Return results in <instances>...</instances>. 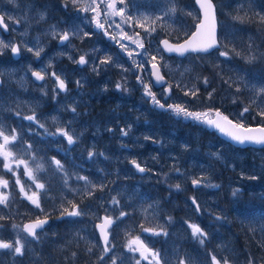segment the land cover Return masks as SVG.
Instances as JSON below:
<instances>
[{"label":"rangeland","instance_id":"1","mask_svg":"<svg viewBox=\"0 0 264 264\" xmlns=\"http://www.w3.org/2000/svg\"><path fill=\"white\" fill-rule=\"evenodd\" d=\"M108 2L101 3L100 17L109 33L106 36L104 30L96 29L94 22L89 23L94 13L80 11V5H73L71 0H0V13L10 30L6 35L0 29V40L21 44L22 53L20 60L12 58L10 49L0 55V130L10 135L15 129L17 140L8 145V150L27 160L38 182L45 185L43 190L36 189L24 175L23 166L20 167L18 175L25 190L29 194L39 192L44 210L41 212L19 192L10 173L15 185L11 186L9 180V187L0 188V192L11 200V188L16 187L23 206L15 210L19 215L15 223L0 227V240L15 245L19 235L24 251L40 247L42 253L43 245L50 241L53 252L44 255L42 264H54L57 256L75 246H81L84 254L95 258L92 264H112V258L116 264H136L138 259L140 264H154L151 256L144 260L139 252L128 250L129 240L136 236L152 251L160 253L162 264H180V261L212 264V256L221 264L225 258L229 264H248L249 259L259 264L252 253L244 257L238 252L232 230L236 224L247 227L251 242L264 251V222H259L264 216L258 214L261 212L258 207L250 212L255 204L264 206V147L236 148L217 133L208 131L204 123L155 107L144 96L136 77L140 75L145 84H151V90L166 107L181 104L189 111L201 113L219 110L245 127L264 126V117L259 115L264 111V0H214L217 12L222 14L218 32L221 50L185 58L166 55L160 41L166 38L178 43L194 30L200 20L194 0H124V4L115 0L118 9L127 5L125 16L132 17L131 27L122 23L119 16H105ZM172 8L174 13L170 11ZM137 22L145 27H138ZM116 24L129 36L139 33L137 39L143 42L144 49L121 39ZM152 27L156 29L154 32L145 31ZM76 28L90 35L71 36L60 46L59 38L50 34L53 29L62 33ZM110 36H116L119 43ZM37 42L44 48L39 59L23 46L34 47ZM120 43L135 50L132 59L120 48ZM137 51L156 56L155 63L167 84L172 85L167 99L164 88H155L151 82L150 64L145 63L143 70H139L132 63L133 59L137 63L145 59L143 55L136 56ZM221 51H227L228 56H220ZM81 55H85L88 63L79 68L74 61ZM105 56H110L111 62L94 71L95 62ZM49 64L51 67L47 68ZM41 66L64 79L67 91H59L54 78L47 75L42 85L33 82L31 71L40 70ZM125 68L127 72L123 71ZM76 81H80L79 86ZM118 82L124 84L126 91L116 89ZM70 84L74 87L69 88ZM196 89H199L196 96L184 94ZM96 97H104L107 102L99 116L92 114L90 108L91 100ZM73 107L75 113L70 111ZM245 107L249 112L241 120L239 113ZM33 114L36 121L44 124L43 129L23 118ZM112 123H117L116 131H111ZM67 125L76 140L73 145H68L62 136L45 133V129L55 132L57 127ZM121 129L128 131V135L122 137ZM114 140L117 144L111 145ZM27 145H31L30 150ZM89 151L95 153L91 159ZM53 158L61 162L64 172L56 170L51 163ZM131 160L140 163L147 175L136 174L130 167ZM38 165L42 166L41 170L37 169ZM0 168L8 172L3 168V157ZM78 176L87 177L97 187L86 188ZM201 178V186L193 188L192 180ZM176 184L180 185L179 190ZM233 190H238L236 196L232 195ZM111 197L119 200L118 206L111 204ZM192 197L199 205L200 214L192 205ZM69 201L79 205L83 215L61 217L64 208L72 210ZM120 210L129 215L114 224L109 243L112 251L105 256L96 223L103 215L115 218ZM45 214L53 218L52 224L38 234V240L28 242L30 239L21 231L22 225ZM189 224H197L207 233L203 245L191 236ZM141 225L163 228L168 235L145 233ZM0 254L11 260L16 255L9 249H0Z\"/></svg>","mask_w":264,"mask_h":264},{"label":"snow or ice","instance_id":"2","mask_svg":"<svg viewBox=\"0 0 264 264\" xmlns=\"http://www.w3.org/2000/svg\"><path fill=\"white\" fill-rule=\"evenodd\" d=\"M121 4H124V0H119ZM207 2V7H205V0H197V3L200 4L201 8L204 9V21H202L198 27L196 32L191 36V38L183 44H176V45H171L169 44V41L167 39L163 40L161 43L163 45V49L167 52H177L183 55L186 52H208L210 49L216 47H220V42L216 39V26L213 23L210 27H208L207 31V38L202 40L198 44H194L193 41H196L198 37L201 36V29H205L207 24L206 22L209 19V10H214L213 5L211 4V0H206ZM71 3L73 5H80V11L82 12H91L94 13L93 16L89 18V23L94 22L96 29H101L104 30V34L106 36L109 35L107 30L105 29L104 23H101L100 17H101V3H104V0H100V3H97V0H91V3H87V0H71ZM67 7V3L64 5ZM127 5H124V7L117 8L116 7V2L115 0H110V2L105 4V16L107 18H111L114 16H119L121 17V22L124 24H127L129 27L132 26V17L125 16V8ZM172 13L175 12V8H172L170 10ZM11 19V18H9ZM41 19H43V16H41ZM159 19V17L157 18ZM107 22V19L105 20ZM16 23H19L16 21ZM0 26L4 30L7 29V24L4 23V16L0 15ZM111 27V25H109ZM116 28L120 29V34H121V39H127L131 41L132 44L136 45L138 49L143 50L144 49V44L141 40L137 39L139 37V33H135L134 36H129L127 33L123 32V29L121 28L120 24L115 25ZM137 26L144 28L143 23L137 22ZM156 29L155 27H152L150 30L145 28L146 32H154ZM53 38H59V41L61 44H64V42L69 41L71 36H84L87 37L90 35L88 32H83L81 29L76 28L73 29L71 32L69 31H64L62 33H59L53 29V31L50 33ZM110 39L116 41L119 43L118 40H116V36H110ZM25 50L33 53V55L39 59L41 57V53L44 51V48L42 46H39V43L37 42L34 47H28L26 44L23 45ZM120 48L127 54V56L132 59L133 54L135 50H129L128 45L126 44H119ZM5 49H10L11 53L15 56H18L21 52V44L9 42L5 43L3 40H0V55L3 54V51ZM136 56H141L145 57V59H142L139 63L135 59L132 60V63L135 65V67L139 70H143V66L145 63H149L151 65L150 68V75L154 77V80L152 83H154L157 87H161L165 85V79L164 77L160 74L158 70V64L155 63L156 61V56H150L148 55L147 52H135ZM220 56L227 57L228 52L227 51H221L219 53ZM111 57L110 56H105L103 59H100L98 62H95V66L93 68L94 71H99V68L101 65H105L111 62ZM75 63L83 66L88 63V60L85 58V55H81L78 60L74 61ZM51 64L47 66V68H50ZM122 67V66H121ZM47 68L44 66H41L40 70H32L31 75L35 78L36 81H44L46 78V75L54 78V81L56 83V88L59 89L61 92H66L67 91V84L64 79H61L59 75L55 71L48 72ZM123 71L127 72L128 69H123ZM137 82L143 87L144 89V96L150 100V102L157 108L165 110V111H171L174 115L180 117L182 116L184 119H192L193 121H198L207 124L208 126L214 127L218 129L222 133H226L231 140L234 142H237L239 144H244L246 142H253V143H259V144H264V127H260L258 129H253L251 127H245V125L241 123H233L232 120L229 119L228 116H224L220 113L219 110L215 111V116L218 119H209L208 118V113H201V112H194V111H189L186 107L182 106L181 104H168L167 107L165 106L164 103H161L159 99H157L156 94L151 90V84H145L143 82V79L141 78L140 75H137L136 77ZM126 81V78H125ZM76 84L79 86L80 81H76ZM204 84H208L207 78L204 79ZM117 90L124 89V84L122 83H117L115 85ZM177 87H180V85H177ZM199 89L196 90H189L186 91L184 94L189 95L191 94L192 96H196L198 93ZM214 91V89H213ZM264 91V90H262ZM172 92V85L168 84L164 88L163 95L165 99H167ZM237 92H239V89L237 88ZM212 93L209 92L208 98L211 99ZM70 111L75 113L76 109L70 108ZM249 112V108L245 107L243 110L239 113V116L241 120L244 118L245 113ZM16 115H19V112L16 113ZM261 117H264V111H261L259 113ZM24 119L32 122H36L39 124L40 128H44V124H40L38 121H36V116L35 114L25 116L23 117ZM221 121L227 122L228 125L231 126V129L235 131H230L226 130ZM70 125H67L65 127H57L55 132H48L47 129H45V133L48 136H62L65 138L66 142L68 145H73L76 143V140L74 138L73 134H70L68 128ZM130 130V128H129ZM253 133H259V135H254ZM121 135L122 136H127L128 131L121 129ZM0 138H2V143H0V157H3V168L6 169L9 173H11L15 177V184L19 186V192L23 194V197L27 199L32 205L35 206V208L40 209L41 212L44 210L41 208L40 200H39V192L38 191H32L31 194H29V191L25 190V186L23 183H21V180L19 178L18 172L21 166L25 169L24 175L28 177L32 182L33 185L36 189L38 190H43L45 189V185L43 183L38 182L37 177L33 173V169L29 167L28 161L23 159V158H17L14 153L10 150H8V145L10 143H14L17 140V133L15 132V129L11 130V134H5L4 130H0ZM31 149V145H27V150ZM95 155L94 152L89 151L88 152V158L91 159ZM100 155H103L102 153ZM51 163L55 166L56 170L59 172H64V167L61 164L59 160H56L53 158ZM130 163L134 166L135 170H137L140 173L145 172V168L141 166L140 163H138L136 160H131ZM15 165V168L13 167ZM38 170L42 169V166H37ZM177 172H179V169H176ZM67 173H65V183H67ZM252 179H255L256 177H251ZM78 180L84 181L86 188L92 189L97 187L96 185H93L91 181L88 180L87 177L85 176H78ZM202 183V178L201 179H194L192 180V184L194 186H199ZM209 187H219L218 185H207ZM9 187V181L7 179H3L0 177V188L7 189ZM31 187V186H30ZM100 189L103 190L104 185L101 184L99 185ZM175 188L177 190L180 189V185L176 184ZM30 190V189H29ZM238 190H233L232 195L236 196ZM89 195H91V191L88 192ZM191 202L193 205H195L196 210L199 211V205L196 204V200L194 197L190 198ZM9 197L6 193L0 192V205H5L7 206L8 204ZM111 204L114 206L119 205V200L116 199V197H111ZM72 210L69 211L68 208H64L63 211L61 212V217L63 216H68V217H79L83 215V213L79 209V205L71 203ZM113 210H116L115 208ZM107 211V210H106ZM129 215V213L124 212L123 210L119 211V214L113 218L111 215H105L101 219V223L97 225L100 235L103 238V251L105 254L108 252L112 251V247L109 244V236L111 233L109 232V229L112 227L113 224H115L117 221L122 220L125 216ZM4 217L0 216V220H3ZM169 221L171 220V217L168 218ZM217 219H221V217H217ZM48 223V214H45L44 218L41 219L37 217L34 221L31 223H28L24 225L23 229L21 231L25 232L28 237L31 239L28 242L36 241L39 239L37 235V229H43L44 225ZM2 227V226H0ZM16 225H13V228H16ZM188 227L191 229V236L196 239L201 245L204 244L205 239L207 238V233L197 224H189ZM141 228L145 233H151L154 236H167L168 233L164 231L163 228H160L157 230L156 228H144L143 225H141ZM127 248L130 252H139L140 256L144 260H148L149 256L152 258V262L154 264H162L161 259H160V253L159 252H154L152 249L148 248L146 244H144L143 240L140 239L139 236H136L134 239L129 240L127 244ZM0 249H9L12 250L15 254L17 255H23L24 254V243H22L21 238L19 235H17L15 239V245L12 242H4L3 240H0ZM91 251V249H89ZM75 255V253H73ZM101 260L104 259L103 256L100 257ZM212 264H221V261L218 260L215 256L211 257ZM112 264H116V259L112 258ZM136 264H140V260H136ZM180 264H184V261H180ZM223 264H229L228 260L225 258L223 260ZM248 264H253L252 259H249Z\"/></svg>","mask_w":264,"mask_h":264},{"label":"trees","instance_id":"3","mask_svg":"<svg viewBox=\"0 0 264 264\" xmlns=\"http://www.w3.org/2000/svg\"><path fill=\"white\" fill-rule=\"evenodd\" d=\"M218 19L222 17L220 12H217ZM190 35V34H189ZM188 35V36H189ZM126 91V90H125ZM107 106V102L104 97H96L91 100V110L92 114L97 116L101 115L104 112L105 107ZM0 177L3 179H7L11 181V174L9 172L3 171L0 168ZM15 185L13 181H11V186ZM11 200H8L7 206L1 205L0 216H3L4 219L0 220V225L4 226L6 223H12L19 219V215L16 214L15 210L17 208H22L23 201L20 197V193L16 190V187L11 188ZM135 231V230H134ZM137 233V231H135ZM232 233L235 237V245L237 247L238 252L247 257V254L252 253L255 256V259L264 260V251L261 252L255 244H253L249 238L247 233V227L243 225L236 224L232 230ZM50 241H46L45 245H43V254L40 247L32 251H24L23 255H15L14 260L7 258V256H3L0 254V264H42V259L47 252H53V249L50 248ZM75 253V255H73ZM45 259V258H44ZM57 259L54 264H92L95 258L92 256H88L84 254V248L81 246L72 247L69 252H63V255L57 256ZM50 264V263H43Z\"/></svg>","mask_w":264,"mask_h":264},{"label":"water","instance_id":"4","mask_svg":"<svg viewBox=\"0 0 264 264\" xmlns=\"http://www.w3.org/2000/svg\"><path fill=\"white\" fill-rule=\"evenodd\" d=\"M194 2H195V5H196V8L198 9L199 14H200V21L196 24L195 30L190 34L189 37H187L185 40H183V41H181V42H178V43L172 42V41H170V40L167 39V40L169 41V44H171V45H176V44H183V43H185V41L189 40V39L191 38V36L196 32L198 25H199L202 21H204V9H202L201 6H200V4L197 3V0H194ZM211 4L213 5L214 10H209V19H208V21L206 22L207 26H206L205 29H201V30H200V31H201V36L198 37L196 41H193L194 44H198V43H200L202 40H204V39L207 38L208 27H210L213 23H214L215 26H216V39L219 41V36H218L219 23H218V17H217L216 6H215V3L213 2V0H211ZM205 7H207V2H206V0H205ZM0 15H2V14H0ZM4 23H5V19H4ZM5 24H6V23H5ZM0 28L3 30V32H4L5 34H8V33H9V28H8V26H7V29H6V30H4V29L2 28V26H0ZM163 40H165V39H163ZM163 40H162V41H163ZM162 41H161V42H162ZM66 42H67V41H66ZM66 42H64V44H65ZM161 42H160V47L162 48V50L164 51V53H165L166 55H168V56H176V57H179V58H185L187 55H190V54H202V55H208V54L214 52L216 49L220 48V47H218V48L214 47V48L210 49V50H209L208 52H206V53H205V52H191V51H189V52H186V53H184L183 55H181L180 53H177V52H167V51H165V50L163 49V45H162ZM59 45H63V44H61V43L59 42ZM12 55H13V54H12ZM19 56H20V54H19L18 56L13 55V57H14L15 59H18ZM79 66H81V65H79ZM81 67H82V66H81ZM150 68H151V65H150ZM158 70H159L160 74H161V75L164 77V79H165V85H163V86H161V87H157L154 83H153V84H154V86H155L156 88L166 87V86H167V79H166V77L163 75V73H162L161 68H160L159 65H158ZM32 79H33V81H34L35 83H37V84H41V83H43V81H36L35 78H34L33 76H32ZM151 80H152V81L154 80V77H153V76H151ZM221 114H222V113H221ZM222 115H224V114H222ZM224 116H225V115H224ZM208 118H209V119H218V118L215 116V112L212 113V114H210V115H208ZM229 119H230V118H229ZM230 120H231V119H230ZM232 121H233V120H232ZM221 123L223 124V126L225 127L226 130L235 131V130L231 129V126L228 125L227 122H225V121H221ZM233 123H235V122L233 121ZM205 126H206V129L209 130V131H216V132H218L219 137H220L222 140L228 142L229 144L233 145V146L236 147V148H240V149H246V148H261V147L264 146V144L253 143V142H246V143H244V144H239V143L234 142L233 140H231V138H230L228 135H226V133H222V132H220L218 129H216V128H214V127H211V126H208L207 124H205ZM250 127L253 128V129H258V128H260V127H264V126H250ZM253 134H254V135H259V133H253ZM131 166L134 168V166H133L132 164H131ZM134 169H135V168H134ZM136 172H137V174H139V175H141V176H144V175L147 174V171H146V170H145V172H143V173H140V172H138L137 170H136ZM194 187H197V186H194ZM103 217H104V216H102V218H103ZM102 218H101V219H102ZM41 219H43V218H41ZM34 220H35V219H34ZM34 220L26 221V222L22 225V229H23L24 225H26V224H28V223H31V222L34 221ZM50 223H51V218L48 217V223L44 225V227H43L42 230H41V229H37V234H38L39 232H42L44 229H46V228L50 225ZM99 223H101V222H98V223L96 224V231H97V233H98L99 239H100L101 244H102V247H103V238L101 237L100 232H99V229H98V227H97V225H98ZM113 226H114V224H113L112 227L109 229V232H110V230L113 228ZM22 232H23V231H22ZM23 233L27 236V234H26L25 232H23ZM27 237H28V236H27ZM28 238H30V237H28ZM109 242H110V236H109ZM107 254H109V252H108Z\"/></svg>","mask_w":264,"mask_h":264},{"label":"flooded vegetation","instance_id":"5","mask_svg":"<svg viewBox=\"0 0 264 264\" xmlns=\"http://www.w3.org/2000/svg\"><path fill=\"white\" fill-rule=\"evenodd\" d=\"M9 33H10V30H9ZM8 35V34H7ZM11 56H12V58L14 59V60H20L21 59V57H22V53L20 52V56H19V58L18 59H15L14 57H13V55H12V53H11ZM78 66H79V64H78ZM82 67H84V65L82 66ZM81 66H79V68H82ZM30 77H31V79H32V75L30 74ZM32 81H33V79H32ZM45 81H46V79H45ZM44 81V82H45ZM34 82V81H33ZM43 84V83H42ZM42 84H38V85H42ZM74 86L72 85V84H70L69 85V88H73ZM209 115L211 114V113H208ZM118 129V125H117V123H112L111 124V131H116ZM216 133V132H215ZM123 137V136H122ZM112 142V144L111 145H115V142H116V144H117V140L115 141H111ZM193 186V188H195V189H198L200 186H201V184L199 185V186H197V187H194V185H192ZM196 204H198L197 202H196ZM255 207H258L260 210H261V212L260 213H258L259 215H263L264 216V206L262 205V204H255L254 206H252V208H250V212H252L253 211V208H255ZM198 212V214H200V210L199 211H197ZM248 214V213H247ZM249 215V214H248ZM250 218V217H249ZM259 222H264V217H261L260 219H259ZM249 231V230H248ZM250 232V231H249ZM257 261H259L260 263L259 264H264V260L262 259V260H258V259H256Z\"/></svg>","mask_w":264,"mask_h":264}]
</instances>
